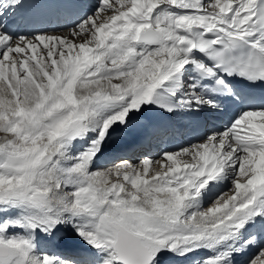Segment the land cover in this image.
Masks as SVG:
<instances>
[{"label": "snow or ice", "instance_id": "obj_1", "mask_svg": "<svg viewBox=\"0 0 264 264\" xmlns=\"http://www.w3.org/2000/svg\"><path fill=\"white\" fill-rule=\"evenodd\" d=\"M0 264H264V0H0Z\"/></svg>", "mask_w": 264, "mask_h": 264}, {"label": "bare ground", "instance_id": "obj_2", "mask_svg": "<svg viewBox=\"0 0 264 264\" xmlns=\"http://www.w3.org/2000/svg\"><path fill=\"white\" fill-rule=\"evenodd\" d=\"M61 23H63V21L61 20V21H58L57 19H56V17L55 16H52L48 21H46V25H49L50 24V30H59V27H58V25L59 24H61ZM144 137H141V136H138V137H133V139H135V140H139V139H143ZM124 141V140H123ZM123 141H117V144H116V146H118L119 144H121ZM173 142L174 141H172L171 143H170V147L172 146V144H173ZM163 143H165V141L163 142ZM138 147H139V145L138 144H136V146H135V151L138 149ZM164 147H163V145H159V148L158 149H152V155L153 156H156L157 155V153L161 150V149H163ZM150 152V151H149ZM139 155H142V154H135V156L133 157V160H135V159H137V157L139 156Z\"/></svg>", "mask_w": 264, "mask_h": 264}]
</instances>
